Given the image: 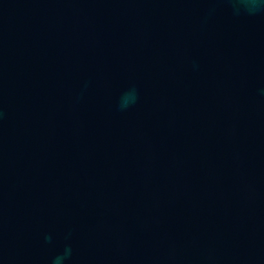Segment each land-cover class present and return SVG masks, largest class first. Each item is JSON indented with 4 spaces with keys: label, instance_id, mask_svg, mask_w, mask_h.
Wrapping results in <instances>:
<instances>
[{
    "label": "water",
    "instance_id": "water-1",
    "mask_svg": "<svg viewBox=\"0 0 264 264\" xmlns=\"http://www.w3.org/2000/svg\"><path fill=\"white\" fill-rule=\"evenodd\" d=\"M245 3L0 0V264H264Z\"/></svg>",
    "mask_w": 264,
    "mask_h": 264
},
{
    "label": "clouds",
    "instance_id": "clouds-1",
    "mask_svg": "<svg viewBox=\"0 0 264 264\" xmlns=\"http://www.w3.org/2000/svg\"><path fill=\"white\" fill-rule=\"evenodd\" d=\"M250 13H256L259 11H264V0H246V3L243 5ZM136 100V90L131 89L126 92L121 98V109H125L130 106V103H134ZM71 256V248L66 247L64 253L61 256H58L55 260V264H63Z\"/></svg>",
    "mask_w": 264,
    "mask_h": 264
}]
</instances>
